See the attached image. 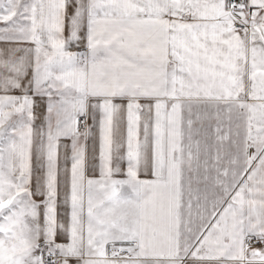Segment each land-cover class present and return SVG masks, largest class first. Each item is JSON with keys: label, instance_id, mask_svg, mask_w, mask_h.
Instances as JSON below:
<instances>
[{"label": "snow or ice", "instance_id": "snow-or-ice-1", "mask_svg": "<svg viewBox=\"0 0 264 264\" xmlns=\"http://www.w3.org/2000/svg\"><path fill=\"white\" fill-rule=\"evenodd\" d=\"M0 45V264H264V0H0Z\"/></svg>", "mask_w": 264, "mask_h": 264}, {"label": "crops", "instance_id": "crops-1", "mask_svg": "<svg viewBox=\"0 0 264 264\" xmlns=\"http://www.w3.org/2000/svg\"><path fill=\"white\" fill-rule=\"evenodd\" d=\"M65 35L67 36L68 35V32H67V29H66V31H65ZM0 47H3V45H0ZM83 44H81L80 45V47L79 48H77L75 45H73L72 46V50L73 51H82L83 50ZM40 113H41V110L40 109H37V120H36V127L37 128H39L40 126H41V124H42V116L40 115ZM89 123H91V121H89ZM61 164H62V166H63V164H64V159H63V153H62V155H61ZM70 166V165H69ZM61 213H63L64 212V209L63 208H61ZM62 219H63V216L61 217Z\"/></svg>", "mask_w": 264, "mask_h": 264}]
</instances>
